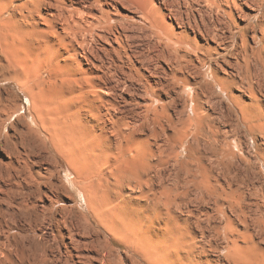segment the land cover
<instances>
[{
	"label": "bare ground",
	"instance_id": "1",
	"mask_svg": "<svg viewBox=\"0 0 264 264\" xmlns=\"http://www.w3.org/2000/svg\"><path fill=\"white\" fill-rule=\"evenodd\" d=\"M0 79V264H264V0H0Z\"/></svg>",
	"mask_w": 264,
	"mask_h": 264
},
{
	"label": "rangeland",
	"instance_id": "2",
	"mask_svg": "<svg viewBox=\"0 0 264 264\" xmlns=\"http://www.w3.org/2000/svg\"><path fill=\"white\" fill-rule=\"evenodd\" d=\"M31 102H32L31 97L27 94V92L22 91L15 82H11V81L4 82L0 79V105L4 107L8 106L7 108H11V107L13 108V105L14 106L16 105V107L19 106V108H21V111L17 114L18 116L14 115L9 121L6 122L2 132V138L0 139V143L4 141V138L6 136H10L11 140L13 141L16 140L18 141L19 140L18 135L22 131L24 132L27 131V127L29 125L27 122L31 121L30 119L31 112L29 110V107L31 106ZM0 157L4 159L2 151H0ZM58 158H59V162L62 165L61 178L64 182L66 181L65 176L66 173L68 172V169L64 161L60 157H57V159ZM29 159L32 160L31 157ZM41 189L43 188L41 187ZM113 244L114 247L118 249H122V247H120V245H118L117 243L113 242Z\"/></svg>",
	"mask_w": 264,
	"mask_h": 264
}]
</instances>
